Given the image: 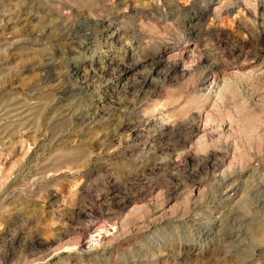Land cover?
Here are the masks:
<instances>
[{"label":"rangeland","instance_id":"374dc122","mask_svg":"<svg viewBox=\"0 0 264 264\" xmlns=\"http://www.w3.org/2000/svg\"><path fill=\"white\" fill-rule=\"evenodd\" d=\"M0 264H264V0H0Z\"/></svg>","mask_w":264,"mask_h":264},{"label":"bare ground","instance_id":"6f19581e","mask_svg":"<svg viewBox=\"0 0 264 264\" xmlns=\"http://www.w3.org/2000/svg\"><path fill=\"white\" fill-rule=\"evenodd\" d=\"M47 76V75H46ZM46 78V77H45ZM83 117V116H82ZM238 210H233V214H232V218H234V220H237L240 223H247L248 218H246L245 214H238V212H236ZM245 212V211H244ZM240 213V212H239ZM231 222V221H230ZM234 223V222H233ZM229 225V222L228 224ZM240 225V224H239ZM238 228V227H237ZM236 226L234 225H229L228 227L222 229V232H220V235H222L223 241L227 242V243H231L233 246L235 247H240L241 245L239 244V241L242 239H239L241 236H244V233L242 231V229H237ZM219 235V234H218ZM240 245V246H239ZM257 250V249H256ZM255 250V251H256ZM258 251V250H257ZM260 252L258 251V254ZM257 255V254H256Z\"/></svg>","mask_w":264,"mask_h":264}]
</instances>
